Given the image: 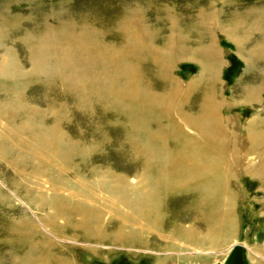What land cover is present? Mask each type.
Masks as SVG:
<instances>
[{"label":"rangeland","instance_id":"1","mask_svg":"<svg viewBox=\"0 0 264 264\" xmlns=\"http://www.w3.org/2000/svg\"><path fill=\"white\" fill-rule=\"evenodd\" d=\"M45 33L106 48L102 67L105 72L115 70L112 84L123 92L124 100L107 104L105 97L76 90L71 80L58 74L52 57L46 58L50 54L43 56L46 67L36 72L40 52L36 42ZM3 57L16 66L9 81L0 78V105L15 95L24 108H16L12 122L29 117L35 135L53 138L49 154L69 162V176L61 177L64 188L81 194L82 180L98 197L89 204L69 197L66 190L53 192L46 180L56 176L55 170L43 166L22 145L8 158L0 156V264H22L39 254L29 252L9 227L26 221L53 242L51 254L62 249L74 264H230L227 249L234 245L246 247L251 264H264V239H252L258 232L264 238V179L246 173L248 161L259 163L264 157L260 145L264 125L255 123L256 117L264 118V0H0ZM89 63L96 66L100 61ZM126 73L132 74L133 83L126 80ZM126 84H132L129 91L134 94ZM179 85L181 94L176 92ZM173 109L181 118L204 121V141L195 130L172 134L177 124L169 116ZM217 117L222 119L221 135L210 126ZM179 133L181 140L176 139ZM258 135L262 138L257 145ZM225 139L234 142L227 143L230 146L237 139L240 156L247 149L243 143L257 152L238 160L234 172L230 165L227 173L224 160L232 158L233 149L222 146ZM180 157L191 158L204 169L198 173L177 164ZM165 160L173 163L155 177L153 167ZM36 164L44 176L37 184L29 178L33 183L27 192L15 170L28 176ZM35 195L45 202L39 210ZM55 200L58 206L67 205L60 216L52 205ZM73 206L87 212L86 217L72 216V222L101 223L102 241L79 236L90 232L87 228L75 232V239L71 231L52 236L46 223H69L64 220L70 214L66 208ZM100 211L98 222L93 217ZM127 215H143L140 223L153 224L157 233L136 229ZM228 218L223 230L226 247L218 256L199 241L193 245L183 236L168 240L173 226L181 231L204 228V235L212 236L208 227ZM127 219L129 223L122 221ZM122 223L123 237L114 240Z\"/></svg>","mask_w":264,"mask_h":264},{"label":"bare ground","instance_id":"2","mask_svg":"<svg viewBox=\"0 0 264 264\" xmlns=\"http://www.w3.org/2000/svg\"><path fill=\"white\" fill-rule=\"evenodd\" d=\"M36 43H38V45H39V46L37 45V47L40 50V52H39L38 57L35 58V61H36L35 62L36 66H34L35 71L36 70L38 71L40 69V67H42V68L46 67L47 62H46L45 57H43V56L44 55L47 56V54H50L46 58L52 57V61H55L57 64L55 67H57V66L59 67L58 68V71H59L58 74L67 77V79H69V81L71 80V83L73 84V87L76 90L77 89L78 90H84V91L89 90L90 93H92L94 96L105 97L107 104L111 101H114V99H118V98H121L124 100V96L122 95L123 92L121 93L119 91H115L114 90V84H112V81L116 79L115 70H110V72H109V70H107V72H105L103 67H102L101 60L103 59V55L107 52L106 48L105 49H99L97 47L93 48L92 45H88V43H86L84 40H82L80 38H78L77 40L68 41L65 38H58V37H55L49 33H45L42 36V38L40 39V41L38 40V42H36ZM47 51H49V52H47ZM109 55L111 56L112 54H109ZM183 57L186 58V56H183ZM97 60L100 61V64H97L100 66H98V67H97V65L96 66H88V63L90 61L95 62ZM91 64H93V63H91ZM52 65H53V63H52ZM13 66L15 67L16 65L6 63L4 57L0 58V78H2V79L7 78V80L9 81L13 76V71H14ZM48 66H50V65H48ZM45 70H47V69H45ZM21 74H23V73H21ZM126 80L129 81L130 83L131 82L133 83V76L131 73H128L126 75ZM0 85H1V83H0ZM181 88L182 87L179 85V88H177L176 92L181 94L180 93ZM125 89L129 93L134 94V92L129 91V90H133L132 84H126ZM84 96H86V95H84ZM86 97H88V96H86ZM108 100H110V101H108ZM253 100H255V96L253 97ZM16 108L23 109L24 107L22 108V106L18 103V99H16L15 95H13V96L11 95L6 104L0 105V156L3 159H5L6 157L8 158L11 155L10 154L11 151H13L16 147H18V145H22L21 147L24 148V150L26 152H28V153L30 152L31 154H33V156L35 158H37L43 166H48V167H51L52 170H55L56 176L51 178V180H49V179L46 180V182L50 186V189L53 192L61 193L62 191L66 190L69 197L77 196L80 200H82L81 202L87 201L89 204H90V202H93V200H91V198L97 199L98 194H95L96 192L93 191L95 189L88 188L87 184H85V182L82 180L80 182V187L82 189L81 194L77 193L75 191H72V190H67L64 188V185L61 183V181H62L61 177H63V175L69 176V175H67L69 173V169H70L69 168V166H70L69 162L65 161L61 157H57V159H56L54 157V155L51 156L49 154V147H52L54 144L53 138L48 136V135L42 134V133L35 135L32 132L31 128H29V124H30L29 117L25 118L22 121L17 122V123L12 122V117L14 115ZM25 111L24 112L26 113V115H28L29 114L28 110H25ZM212 111H213V108L209 109L207 112L210 113ZM215 111H216V107H214L213 112H215ZM213 114L216 115L217 113H213ZM169 116L173 117L175 122L177 123L176 127L172 131V134L175 133L176 130H178V131L180 130V132L181 131L186 132L188 130H195L199 133V139H202L204 141V121L201 122V120H194V119H191L189 117L181 118L182 116H178L175 114L174 109L169 111ZM211 119H212V116H211ZM221 120L222 119H219L217 117L216 119H214L213 122L210 123V126L215 127L220 135H221L220 129L222 128V125H221L222 121ZM259 121H256L255 123L258 124ZM261 124H263V123H261ZM232 128H234V127H232ZM174 136H175V134H174ZM181 138H182L181 133H179V135L176 136V139L181 140ZM261 138H262V136H260V135H258L256 137L257 145H258L259 141L261 140ZM237 139H236V146H235V149L233 150V154H232V159H234L235 163H237L238 160H239V162H242V160L244 161L245 155L248 154V156H250V155L254 154L255 152H257L254 149V147L250 146L249 144L243 143L242 147L244 148V145H245V147H247V149L245 150L244 154L240 156L239 147L237 144ZM260 145H264V140L260 143ZM21 147H20V149H21ZM261 152L264 153V146L262 147ZM181 158L182 157H180L179 160H176L177 164L185 165L189 169L196 170V172H198V173H200L201 170L204 169V165H202L200 163L199 164L194 163L193 159H191V158H185L183 160H181ZM33 160H34V158H33ZM171 161L172 160H165L164 164L162 163V164L154 166L153 170H152V174H155V177H157V176L162 175L163 173L167 172L168 166L171 163H173ZM260 161H262L263 164L259 163L258 165L254 166L252 168H248L249 172H246V173L249 174L251 172L252 174L255 175V177H257V178L260 177V178L264 179V157L260 158ZM145 163H146L145 164L146 166L150 165V161H147ZM40 166H38V164H36L28 176H27L28 173L25 174V173H23V171L15 170L16 173H19V175H21L23 177L22 180L23 179L24 180L21 182H22V184L25 185V187H28L30 183H33L32 181L29 180V178L35 179L36 184L40 182L39 179H41V177L44 176V173H43ZM19 168H17V169H19ZM146 171H147V169H146ZM51 176H53V175H51ZM75 176L76 175H74L73 177H75ZM164 179H166V178L165 177L157 178V181H163ZM74 180H75V178H74ZM144 184H145V179H144ZM144 186L145 185H143V188L141 189L142 191L145 190ZM178 187L180 188V186H178ZM28 188L29 189L26 188L25 190L27 192H31V188L30 187H28ZM40 188H41V186H40ZM68 196L66 198H68ZM35 198L37 201L35 209L39 210V208L41 206H43L45 202L44 201H43L44 203L40 202L39 195H35ZM59 199H60V197H59ZM42 200H43V198H42ZM58 200H55L52 203V205L54 206L53 208H55V211H56V216H60L62 212H65L64 206H67L66 204H61L62 206H58L57 205L59 203ZM112 201H113L112 206H114L115 201L114 200H112ZM60 202L66 203L65 201H62V200H60ZM87 202L85 205H89V204H87ZM47 203L48 202H46V206L47 205L50 206V204H47ZM70 203H72V202H70ZM105 203H109L108 198L105 200ZM51 208H52V206H50V209ZM66 209H68L67 212L70 214H69V217L67 219H64V220H66L69 223H61V225H59V223L58 224L46 223V225L51 227L50 232L52 233V236L53 235L59 236V234L60 235L64 234L63 232L71 231L69 235L71 236V238L75 239V238H77V235H78V234H75V232H79V231L83 232L84 229L87 228V229H89L90 232L81 234L79 236L84 237V239L90 240L92 238V239L102 241V238H104V233L102 232V226L100 225L101 223L99 224V223H87V222L86 223H73L72 222V220H73L72 216H74L76 214H79L83 217H86V212H87L86 209H78L79 210L78 211L77 209L74 208V206L70 207V209L69 208H66ZM107 211H109V210H107ZM94 215L95 216L93 218L96 217V219L99 222V220H100L99 217H102L101 211L95 212ZM130 216L127 215V217L130 219L131 223H136L134 225L136 229L155 231V233H157L153 224L145 225V224L140 223V222L144 221L143 218H141V216L143 217V215H141L140 217L136 216L135 218L133 216L132 217H130ZM59 219H60V217H59ZM62 221H63V219H62ZM122 221L125 223H129V220L128 221L122 220ZM146 223H149V222H146ZM227 223H230V219L226 223H220V224L217 223V224H213V226H211L210 228L208 227L207 231L209 232L211 230V232H212L211 240L215 241L216 239H218V237L220 238V231L222 230L221 234L224 233L223 230L226 229V227L228 226ZM123 224L124 223L120 224L117 227L116 232H115L116 236H114V240H118V239L123 237L121 235V233L119 232L120 230L122 231ZM210 224L211 223H208V225H210ZM9 227H10L11 231L14 232L16 240L25 242L29 246L28 247L29 252L39 253L36 258H34V256H32V257L28 258V260H26V261L24 260V262L22 264H74V261L70 258V256H68V257L64 256V251H62V249H60L56 252L54 251V253L51 254L52 252H50V247H52L53 242L51 240H48L49 238H46L39 233L37 234L36 227L34 226L33 223H31L29 221H26L25 223L19 222L16 225L10 224ZM195 230L181 231V228L178 229V228L173 226L171 228V230H169L167 237L169 238L168 240H170L176 236H180V237L183 236L186 240L188 239V242H191L193 245H199L198 241L202 242L204 240V228H201V229L196 230V231ZM229 230H231V229H229ZM229 230H228V232H229ZM225 233H224V235H225ZM207 235H209V234L207 233ZM35 237H37L38 239H36ZM231 248H232V246H229L227 251L230 250ZM38 250H40V251H38ZM59 254H62V256H60ZM56 255H58V256H56Z\"/></svg>","mask_w":264,"mask_h":264},{"label":"crops","instance_id":"3","mask_svg":"<svg viewBox=\"0 0 264 264\" xmlns=\"http://www.w3.org/2000/svg\"><path fill=\"white\" fill-rule=\"evenodd\" d=\"M263 17V16H262ZM256 119H257V121H259V123L258 124H261V123H263V125H264V118L262 117V116H258V117H256ZM252 120H250L249 121V123L251 122ZM261 122V123H260ZM248 123V124H249ZM260 128L259 127H257L256 128V130H259ZM259 133V132H258ZM260 134H262V132H260ZM229 142H232V143H234L233 141H231V140H229L228 142H227V140L225 139V141H224V143H222V146H224V148H225V146H227L228 148H231L232 147V149L234 150L235 149V146H236V144H233L232 146H230V145H228L227 143H229ZM239 147V146H238ZM226 159H228V161L226 162L225 160H224V164L227 166V168H226V171H227V173L229 172V170H231L230 169V165H232V171L234 172V170H237V169H239V167L236 165V163L234 162V159H232L231 157H227ZM259 163H262L263 164V162L262 161H259ZM258 162H256V163H249L248 162V164H250V167L249 168H252V167H254V166H256V165H258L259 164ZM237 167V168H236ZM249 175H251V176H253V177H255V175L254 174H252L251 172L249 173ZM256 179H259V180H263L262 178H260V177H255ZM209 205V203L207 204V206ZM212 206V205H211ZM207 210H210V207H208V208H206ZM211 209H213V207L211 208ZM222 209H224V208H222ZM214 239V238H213ZM201 244H203L204 245V248L206 247V248H211V250H212V255H214V257L215 256H218V255H220L222 252H224V250H225V247H226V240H225V237H224V233H222V234H220V238L218 237V239H217V241H214V240H211V235L209 234V235H207V233H205V235H204V240L201 242ZM245 249H246V247L245 246H243V245H234V246H232V248L229 250V252H228V259H229V261H230V264H241V262H248L247 264H251V262H250V259L249 258H247V256H246V253H245ZM205 259L204 260H206V262H210L211 261V259L208 257V256H205L204 257ZM228 259H226V261H225V263L227 262V260Z\"/></svg>","mask_w":264,"mask_h":264},{"label":"water","instance_id":"4","mask_svg":"<svg viewBox=\"0 0 264 264\" xmlns=\"http://www.w3.org/2000/svg\"><path fill=\"white\" fill-rule=\"evenodd\" d=\"M252 239L256 242H261L263 238V233H256L252 235Z\"/></svg>","mask_w":264,"mask_h":264},{"label":"flooded vegetation","instance_id":"5","mask_svg":"<svg viewBox=\"0 0 264 264\" xmlns=\"http://www.w3.org/2000/svg\"><path fill=\"white\" fill-rule=\"evenodd\" d=\"M258 233H260V232H258ZM256 234V233H255Z\"/></svg>","mask_w":264,"mask_h":264}]
</instances>
